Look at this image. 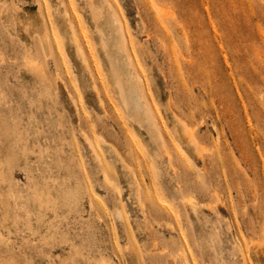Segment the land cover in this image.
I'll list each match as a JSON object with an SVG mask.
<instances>
[{"label":"rangeland","instance_id":"rangeland-1","mask_svg":"<svg viewBox=\"0 0 264 264\" xmlns=\"http://www.w3.org/2000/svg\"><path fill=\"white\" fill-rule=\"evenodd\" d=\"M263 228L264 0H0V264H264Z\"/></svg>","mask_w":264,"mask_h":264},{"label":"bare ground","instance_id":"bare-ground-1","mask_svg":"<svg viewBox=\"0 0 264 264\" xmlns=\"http://www.w3.org/2000/svg\"><path fill=\"white\" fill-rule=\"evenodd\" d=\"M157 11L160 13V15L162 17L163 13H161V10L157 9ZM114 22H117V20H116V18L112 17L111 20L108 22V24L113 25ZM76 43H77V41H76ZM130 66H131V63L129 61V67ZM113 77L116 80L115 81V90L117 92L118 100H119L120 104L122 105L125 114L128 116V118L131 121L137 123L140 128L147 130V132L150 135L151 140H152L153 143L160 142L162 144L160 146L164 147L165 146L164 145V138L165 137L163 136L162 131L159 129V125L157 123L156 115L153 112V110H152V108H151V106L149 104V101H148V99H147V97H146V95L144 93V89L142 87L141 78L138 77V75L136 73L129 72V71L126 73V69L124 68L123 65H118V66H116L113 69ZM241 102H242V100H241ZM169 111H171V110H169ZM173 115H175V113ZM178 115H180V114L178 113ZM181 115H182V113H181ZM182 116H184V114ZM185 122L186 121H184L183 124L186 126ZM181 124H182V121L179 122V120H178L177 122H175V127L176 128L175 129L173 128V130H174L173 131L174 132L173 135L176 136V138L179 140V142L185 143L187 147L191 148V147H193V145L197 144V142H198L197 140H199V139L197 138V140H196V137L192 136L191 131H189L190 130L189 128H191V127H189L188 128L189 130H188V129L185 128V126H183ZM200 126H201V124H200ZM195 128L196 127H194L193 129H195ZM193 129H191V130H193ZM194 136H195V134H194ZM219 141L220 140H218V142ZM200 143L198 142V144H200ZM197 146H199V145H196V147ZM196 147L195 148H191V149H197V150H194V152L196 151L195 152V154H196L195 156H197L196 158L199 159L200 158V157L198 158L199 152H200L199 147H200V149L202 151H203V149L201 148V145L199 147H197V148ZM202 151L200 153L203 154ZM166 154H168V152H166ZM200 156H201V154H200ZM201 159H203V158L201 157ZM154 160H155V158H154ZM155 162L156 161H152L153 168H156L157 164ZM157 171H158V169H157ZM160 175H157V176H160ZM192 187H194V186H192ZM197 187H200V185L197 186ZM202 190L203 189H201L200 191H202ZM179 192L182 193L181 191H179ZM182 195L183 194H180V197ZM175 198H171V199L175 201ZM177 198H178V196H177ZM217 199H218V197H217ZM183 203H184V201H183ZM217 203H219V202H217ZM182 205H183L182 207L184 208V204H182ZM188 205H190V204L188 203ZM188 207H191V206H188ZM188 210H192V211L196 212V208H194V206L192 208H189ZM180 212H182V211H180ZM177 217H178V219L181 218V217L178 216V213H177Z\"/></svg>","mask_w":264,"mask_h":264}]
</instances>
